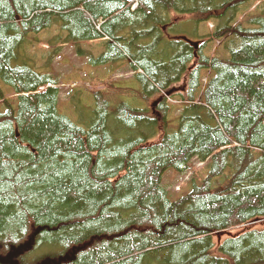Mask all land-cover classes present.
<instances>
[{"label": "trees", "instance_id": "obj_1", "mask_svg": "<svg viewBox=\"0 0 264 264\" xmlns=\"http://www.w3.org/2000/svg\"><path fill=\"white\" fill-rule=\"evenodd\" d=\"M248 1L0 0V81L17 101L0 114V264H264V227L210 255L214 235L264 224V11L236 24ZM173 15L217 21L207 41L228 57H206ZM52 25L65 43L105 40L89 64L127 66L149 106L116 102L113 82L92 85L77 122L60 114L56 81L24 53ZM193 159L207 176L171 200L164 173Z\"/></svg>", "mask_w": 264, "mask_h": 264}, {"label": "rangeland", "instance_id": "obj_2", "mask_svg": "<svg viewBox=\"0 0 264 264\" xmlns=\"http://www.w3.org/2000/svg\"><path fill=\"white\" fill-rule=\"evenodd\" d=\"M264 11V0H250L239 7L236 24H241L243 28H251L247 20L251 17L259 16ZM186 16H174L173 20L178 24L176 29L185 33L196 31L193 22H187ZM217 21L211 20L202 23L196 31V42L205 44L203 53L208 58H227L224 44L216 41H207L208 35L215 32ZM188 36V35H186ZM61 37V38H59ZM190 37V36H188ZM66 34L60 32L57 25H52L42 32L30 35L28 43L24 48L25 55L30 59L33 68L39 73L47 74L56 81L57 86L74 85L75 90L61 88L59 96L58 111L69 119L77 122L78 118L86 114V110L81 108L82 104L92 105V98L89 90L95 85L97 89L104 90L109 83H116L117 90L122 88V94L117 98L118 103H125L131 108L142 110L148 107L144 99L139 98L140 88L134 83L132 73L125 65H114L112 67L93 68L89 64L92 56L97 58L104 51L105 40H95L91 42L65 43ZM60 39V40H59ZM119 82V83H117ZM184 84L176 86L174 94L183 92ZM136 92H138L136 94ZM0 114L6 109V102L16 106V97L12 90L0 81ZM172 102V101H171ZM92 103V104H91ZM172 113L168 117V134L174 133L178 126V116L181 113L179 103L171 104ZM82 109V113L80 112ZM79 111V112H78ZM208 174V162L200 163L196 159L190 162V169L184 174H179L173 170H168L162 177V184L168 192L170 199L175 201L189 194L195 185H199ZM252 222L251 227H235L221 234L214 235L212 238L213 248L210 251L211 256H221L219 246L228 239L237 237L239 234L252 228L260 229L264 227L263 223Z\"/></svg>", "mask_w": 264, "mask_h": 264}, {"label": "water", "instance_id": "obj_3", "mask_svg": "<svg viewBox=\"0 0 264 264\" xmlns=\"http://www.w3.org/2000/svg\"><path fill=\"white\" fill-rule=\"evenodd\" d=\"M170 93H173V91H170L168 94H170ZM168 94H167V95H168ZM42 264H48V263H42Z\"/></svg>", "mask_w": 264, "mask_h": 264}, {"label": "bare ground", "instance_id": "obj_4", "mask_svg": "<svg viewBox=\"0 0 264 264\" xmlns=\"http://www.w3.org/2000/svg\"><path fill=\"white\" fill-rule=\"evenodd\" d=\"M46 263L50 264L49 262H46Z\"/></svg>", "mask_w": 264, "mask_h": 264}]
</instances>
